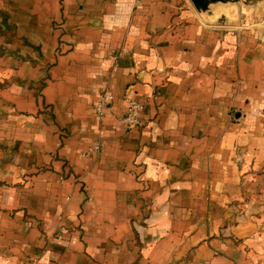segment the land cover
I'll return each mask as SVG.
<instances>
[{
	"label": "crops",
	"instance_id": "crops-1",
	"mask_svg": "<svg viewBox=\"0 0 264 264\" xmlns=\"http://www.w3.org/2000/svg\"><path fill=\"white\" fill-rule=\"evenodd\" d=\"M242 13L0 0V264L263 263L236 213L264 162V25Z\"/></svg>",
	"mask_w": 264,
	"mask_h": 264
},
{
	"label": "rangeland",
	"instance_id": "rangeland-1",
	"mask_svg": "<svg viewBox=\"0 0 264 264\" xmlns=\"http://www.w3.org/2000/svg\"><path fill=\"white\" fill-rule=\"evenodd\" d=\"M218 9L226 13L229 23L234 26L245 22L242 12L247 16H254L255 21L264 25V0H259L257 7L228 4L220 5ZM236 208V213L253 222V229H256L264 240V162L252 167L243 178L241 197L236 202Z\"/></svg>",
	"mask_w": 264,
	"mask_h": 264
},
{
	"label": "water",
	"instance_id": "water-1",
	"mask_svg": "<svg viewBox=\"0 0 264 264\" xmlns=\"http://www.w3.org/2000/svg\"><path fill=\"white\" fill-rule=\"evenodd\" d=\"M197 14L210 23L231 24L226 13L221 12L220 5L243 4L246 7H257L259 0H188Z\"/></svg>",
	"mask_w": 264,
	"mask_h": 264
},
{
	"label": "built area",
	"instance_id": "built-area-1",
	"mask_svg": "<svg viewBox=\"0 0 264 264\" xmlns=\"http://www.w3.org/2000/svg\"><path fill=\"white\" fill-rule=\"evenodd\" d=\"M110 97V94L107 90H104L103 95L101 96V98L99 99V102L96 105V110L99 112H102V105L103 102L105 100V98ZM137 109L138 106L134 103H129L128 107H127V111L125 114V121L127 124H136L138 122V118H137ZM96 149H98V145L95 146Z\"/></svg>",
	"mask_w": 264,
	"mask_h": 264
}]
</instances>
